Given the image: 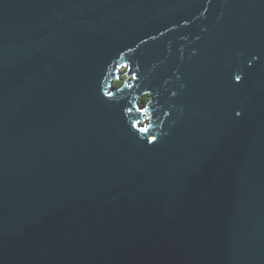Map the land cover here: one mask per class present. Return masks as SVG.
Wrapping results in <instances>:
<instances>
[{"label": "water", "instance_id": "95a60500", "mask_svg": "<svg viewBox=\"0 0 264 264\" xmlns=\"http://www.w3.org/2000/svg\"><path fill=\"white\" fill-rule=\"evenodd\" d=\"M0 264H264V0H0Z\"/></svg>", "mask_w": 264, "mask_h": 264}, {"label": "trees", "instance_id": "16d2710c", "mask_svg": "<svg viewBox=\"0 0 264 264\" xmlns=\"http://www.w3.org/2000/svg\"><path fill=\"white\" fill-rule=\"evenodd\" d=\"M124 79H125V76L122 75L121 78L116 79V80L114 81L115 85H119V84H121L122 81H123ZM146 98H147V97H146L145 95H143L142 98H141V101L144 102V101L146 100Z\"/></svg>", "mask_w": 264, "mask_h": 264}, {"label": "snow or ice", "instance_id": "6c2138e0", "mask_svg": "<svg viewBox=\"0 0 264 264\" xmlns=\"http://www.w3.org/2000/svg\"><path fill=\"white\" fill-rule=\"evenodd\" d=\"M240 78H239V76H237V80H239Z\"/></svg>", "mask_w": 264, "mask_h": 264}]
</instances>
